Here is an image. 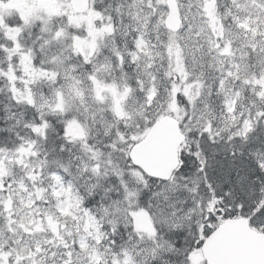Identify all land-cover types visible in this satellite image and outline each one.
Returning <instances> with one entry per match:
<instances>
[{
    "label": "snow or ice",
    "instance_id": "6c2138e0",
    "mask_svg": "<svg viewBox=\"0 0 264 264\" xmlns=\"http://www.w3.org/2000/svg\"><path fill=\"white\" fill-rule=\"evenodd\" d=\"M28 4L0 0V264H220L234 222L264 236V0Z\"/></svg>",
    "mask_w": 264,
    "mask_h": 264
},
{
    "label": "water",
    "instance_id": "95a60500",
    "mask_svg": "<svg viewBox=\"0 0 264 264\" xmlns=\"http://www.w3.org/2000/svg\"><path fill=\"white\" fill-rule=\"evenodd\" d=\"M72 6L75 12H82L87 6V0H72ZM167 136V130L162 128L159 136L154 139L149 149L155 148V141L161 143L167 139ZM146 151L143 154L141 163L149 166L148 160L145 161L144 159ZM164 160L167 164L166 157ZM231 235L232 238L227 243L218 245L213 251L212 256L215 260L220 264H224V262H227V264H264L263 236L250 232L246 224L241 226L239 222H234Z\"/></svg>",
    "mask_w": 264,
    "mask_h": 264
},
{
    "label": "rangeland",
    "instance_id": "374dc122",
    "mask_svg": "<svg viewBox=\"0 0 264 264\" xmlns=\"http://www.w3.org/2000/svg\"><path fill=\"white\" fill-rule=\"evenodd\" d=\"M48 2H49V4H52V3H56L57 0H48ZM43 10L45 12H48L51 9H50V7H45ZM22 11H24V13H27V12L31 11V8L29 7V4L28 3H27V5H25V7H24V9ZM56 11H59V9H57ZM72 21L76 25L79 24V23H85L86 24V19L74 18Z\"/></svg>",
    "mask_w": 264,
    "mask_h": 264
}]
</instances>
